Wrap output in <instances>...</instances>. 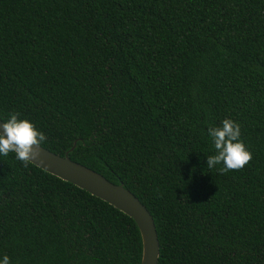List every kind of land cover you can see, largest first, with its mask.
<instances>
[{"label": "trees", "instance_id": "16d2710c", "mask_svg": "<svg viewBox=\"0 0 264 264\" xmlns=\"http://www.w3.org/2000/svg\"><path fill=\"white\" fill-rule=\"evenodd\" d=\"M14 112L41 147L135 195L158 264H264V0H0V120ZM224 119L253 158L221 174L208 127ZM4 255L140 264L142 240L131 218L10 153Z\"/></svg>", "mask_w": 264, "mask_h": 264}, {"label": "water", "instance_id": "95a60500", "mask_svg": "<svg viewBox=\"0 0 264 264\" xmlns=\"http://www.w3.org/2000/svg\"><path fill=\"white\" fill-rule=\"evenodd\" d=\"M3 123L0 120V125ZM40 148L43 162L35 161L31 163L32 165L87 192L131 218L136 224L142 240L140 264H158L159 240L155 224L149 211L135 195L122 183L114 184L108 181L101 174L73 162L67 155L60 156L41 146Z\"/></svg>", "mask_w": 264, "mask_h": 264}, {"label": "clouds", "instance_id": "9594fccd", "mask_svg": "<svg viewBox=\"0 0 264 264\" xmlns=\"http://www.w3.org/2000/svg\"><path fill=\"white\" fill-rule=\"evenodd\" d=\"M19 116L18 112L11 113L7 122L0 125V156L14 153L24 167L35 161L43 162L40 145L47 137L32 122L18 119ZM208 134L216 150V154L207 156L208 169L222 164L218 169L221 174L239 171L252 160L251 151L241 139V125L238 122L224 119L222 126H209ZM0 264H11L9 256L4 255Z\"/></svg>", "mask_w": 264, "mask_h": 264}]
</instances>
